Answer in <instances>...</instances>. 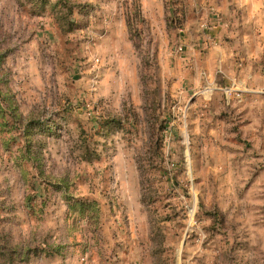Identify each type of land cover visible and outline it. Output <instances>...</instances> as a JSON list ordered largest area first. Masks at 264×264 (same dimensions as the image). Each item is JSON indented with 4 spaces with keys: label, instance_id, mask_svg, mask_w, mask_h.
<instances>
[{
    "label": "rangeland",
    "instance_id": "obj_1",
    "mask_svg": "<svg viewBox=\"0 0 264 264\" xmlns=\"http://www.w3.org/2000/svg\"><path fill=\"white\" fill-rule=\"evenodd\" d=\"M0 264H264V0H0Z\"/></svg>",
    "mask_w": 264,
    "mask_h": 264
},
{
    "label": "crops",
    "instance_id": "obj_2",
    "mask_svg": "<svg viewBox=\"0 0 264 264\" xmlns=\"http://www.w3.org/2000/svg\"><path fill=\"white\" fill-rule=\"evenodd\" d=\"M226 4H227V2H226ZM227 6V5H226ZM218 7H220L221 8V10H223L224 11V9L226 8L225 7V2H223L222 3V5L221 6H218ZM251 79H254V78H252V76L250 77V78H248V84H251V91L249 90V94H251V96L255 99V101H256V99H259L258 98V96L260 95V93H261V90H259V88H261V86L260 87H258V88H256V85H255V82L254 83H251ZM239 91V92H238ZM263 91V90H262ZM242 93V91L241 90H237V94H239V93Z\"/></svg>",
    "mask_w": 264,
    "mask_h": 264
}]
</instances>
